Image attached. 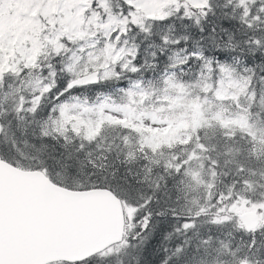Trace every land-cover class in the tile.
<instances>
[{
  "label": "snow or ice",
  "instance_id": "1",
  "mask_svg": "<svg viewBox=\"0 0 264 264\" xmlns=\"http://www.w3.org/2000/svg\"><path fill=\"white\" fill-rule=\"evenodd\" d=\"M0 264H264V0H0Z\"/></svg>",
  "mask_w": 264,
  "mask_h": 264
}]
</instances>
